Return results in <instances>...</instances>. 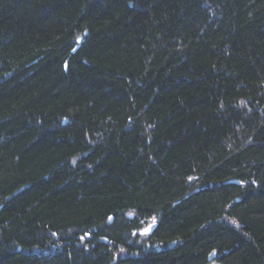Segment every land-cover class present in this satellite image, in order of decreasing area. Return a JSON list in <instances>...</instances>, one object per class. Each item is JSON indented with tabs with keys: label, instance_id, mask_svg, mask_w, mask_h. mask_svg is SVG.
<instances>
[{
	"label": "trees",
	"instance_id": "obj_1",
	"mask_svg": "<svg viewBox=\"0 0 264 264\" xmlns=\"http://www.w3.org/2000/svg\"><path fill=\"white\" fill-rule=\"evenodd\" d=\"M212 262L264 264V0H0V264Z\"/></svg>",
	"mask_w": 264,
	"mask_h": 264
},
{
	"label": "rangeland",
	"instance_id": "obj_2",
	"mask_svg": "<svg viewBox=\"0 0 264 264\" xmlns=\"http://www.w3.org/2000/svg\"><path fill=\"white\" fill-rule=\"evenodd\" d=\"M210 264H219V263H217V262H212V263H210Z\"/></svg>",
	"mask_w": 264,
	"mask_h": 264
},
{
	"label": "snow or ice",
	"instance_id": "obj_3",
	"mask_svg": "<svg viewBox=\"0 0 264 264\" xmlns=\"http://www.w3.org/2000/svg\"><path fill=\"white\" fill-rule=\"evenodd\" d=\"M148 231V229H145V232H147Z\"/></svg>",
	"mask_w": 264,
	"mask_h": 264
}]
</instances>
